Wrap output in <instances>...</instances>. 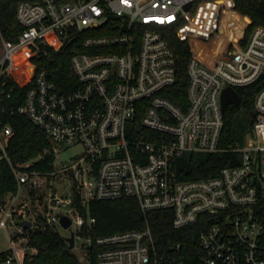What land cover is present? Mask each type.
<instances>
[{
    "label": "built area",
    "instance_id": "obj_1",
    "mask_svg": "<svg viewBox=\"0 0 264 264\" xmlns=\"http://www.w3.org/2000/svg\"><path fill=\"white\" fill-rule=\"evenodd\" d=\"M223 1L18 0L24 31L15 41H3L0 60V161L12 165L19 185L0 208V230L10 242L0 264H25L38 252L34 235L39 230L60 233L63 216L72 222L65 230L75 234L73 250L78 240L89 249L93 240L82 233H90L96 218L85 217L81 208L123 197L136 198L144 213L173 211L176 228L204 218L207 228L198 239L202 255L193 264H264V85L246 144L230 147L242 153L239 165L224 167L214 177L184 181L175 169L187 152L223 150L225 88L264 81L263 26L231 38L211 63L200 57L197 44L220 38L235 13V1ZM256 1L264 6V0ZM246 19L248 27L252 21ZM167 29H175L191 52L186 109L164 94L177 80ZM67 41L78 44L71 58L73 79L61 68L31 64L50 62ZM24 64L30 65L25 69ZM30 74L34 83L23 103H9L18 82ZM7 113L27 116L46 133L53 144L52 169H34L48 153L14 165L9 154L14 131L4 120ZM138 119L141 126L135 124ZM69 148L81 152L58 164L57 154ZM58 181L68 182L74 198L55 190ZM24 185L29 190L21 199ZM94 242L101 247L97 264H187L174 256L180 245L160 255L150 228Z\"/></svg>",
    "mask_w": 264,
    "mask_h": 264
},
{
    "label": "trees",
    "instance_id": "obj_2",
    "mask_svg": "<svg viewBox=\"0 0 264 264\" xmlns=\"http://www.w3.org/2000/svg\"><path fill=\"white\" fill-rule=\"evenodd\" d=\"M235 13L227 20L223 35L210 45L197 44L198 53L205 62H213L227 46L231 38L237 35H249L257 26L264 27V6L256 0H234ZM225 2V1H223ZM18 0H0V48L4 40L15 41L24 31L23 25L17 16ZM205 8L203 12H205ZM243 17L252 23L246 27ZM170 47L177 61V80L175 84L165 90L164 94L183 109L188 106L187 87L189 84L188 62L191 55L189 45L179 39L175 29L165 30ZM78 47L75 42H66L59 51H54L50 62L34 60L31 64L36 69L58 67L65 77L72 78L71 58L73 51ZM30 64H24L25 69ZM33 74V73H32ZM30 74V75H32ZM60 82V81H59ZM34 83V76L24 77L18 82L17 91L11 104H22L26 90ZM61 83V82H60ZM264 81L259 80L245 87H238L242 97V106L237 108L229 105L225 109V125L221 137L223 150L216 153L187 152L179 158L176 172L180 180H193L214 177L220 174L227 166H237L242 161V153L231 150L233 146H244L247 135L252 131L255 110V100L263 87ZM244 112L243 119L239 113ZM141 119V118H140ZM13 128L14 135L10 142L9 154L12 162L26 163L35 159L39 154L48 153L45 160L34 165V169L50 170L49 162L53 160V144L46 133L27 116L7 113L4 116ZM141 126V120L136 121ZM18 182L14 176L13 167L7 161H0V208L6 199L17 193ZM89 210L83 207L81 212L85 217L96 218L90 233L83 231L85 238L91 237L93 244L89 246L88 258L91 264H97L98 253L101 247L95 244V239L128 230H144L150 228L155 239V246L159 254H165L168 247L180 245L181 248L174 254L176 258L187 263L197 262L202 255L198 239L207 228L206 221L184 228L174 226V213L171 210H156L144 213L139 202L133 197H123L115 200H96L89 204ZM33 245L38 252L27 257L25 264H82L74 250L69 248L66 237L52 230H39L33 237ZM5 257V253H1ZM153 264V263H151Z\"/></svg>",
    "mask_w": 264,
    "mask_h": 264
},
{
    "label": "rangeland",
    "instance_id": "obj_3",
    "mask_svg": "<svg viewBox=\"0 0 264 264\" xmlns=\"http://www.w3.org/2000/svg\"><path fill=\"white\" fill-rule=\"evenodd\" d=\"M224 1H225V3H227L229 5L231 4L230 0H224ZM242 19L245 23L248 22L246 17H244ZM218 39L219 38L215 39L214 42L217 41ZM3 54H4V50H3V42H2V47L0 48V60L3 57ZM243 115H244V112L242 111L239 113L238 116L240 119H243ZM250 134H251V132L247 135V138L249 137ZM54 147L57 150L59 148L58 145H54ZM79 152H81V148H69V149H65V150L61 151L60 153L57 154L58 164L71 162L72 160H74V158H76L78 156ZM39 170H43V169H39ZM18 188H19V185H18ZM69 188L70 187H69V184L67 181H58L55 184V190H57L62 196L74 198V195L71 194V190H69ZM45 189L46 188L44 186V190ZM28 190H29V186L24 185L21 199H25L27 197ZM36 194H37V192H35V195ZM9 234H10V236H13L14 231L10 229ZM60 234H62L63 236H68V235H70V231L61 228ZM9 247H10V242H9L7 233L5 232V230H0V253L8 250ZM74 252L79 257L82 264H91L90 260L88 258V254H89L88 246L84 244L83 240H78L77 247L74 250Z\"/></svg>",
    "mask_w": 264,
    "mask_h": 264
},
{
    "label": "water",
    "instance_id": "obj_4",
    "mask_svg": "<svg viewBox=\"0 0 264 264\" xmlns=\"http://www.w3.org/2000/svg\"><path fill=\"white\" fill-rule=\"evenodd\" d=\"M222 105L223 109L225 110L229 105H235L237 108H241L242 106V97L240 96L239 92L233 87H227L223 91L222 94ZM254 112H252V115ZM61 222L65 229H68L71 226V219L68 216H63L61 218ZM23 225L26 227H31L30 221H24ZM66 241L69 243V248L73 250L76 245V237L75 234L72 233L71 236L66 237Z\"/></svg>",
    "mask_w": 264,
    "mask_h": 264
}]
</instances>
